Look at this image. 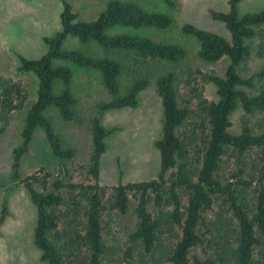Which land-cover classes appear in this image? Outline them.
Returning <instances> with one entry per match:
<instances>
[{
  "label": "trees",
  "instance_id": "16d2710c",
  "mask_svg": "<svg viewBox=\"0 0 264 264\" xmlns=\"http://www.w3.org/2000/svg\"><path fill=\"white\" fill-rule=\"evenodd\" d=\"M60 1L63 7L61 29L43 38L47 51L39 58L19 55V70L34 74L38 87L37 97L25 118L22 143L15 149L12 181L21 179L20 162L39 128L45 133L56 158L69 160L77 156L75 147L64 146L62 136L47 114L49 109L56 108L65 121L78 117L73 70L69 65L55 64L56 60L100 73L110 96L98 105L102 113L109 109L137 107L140 92L150 83L141 73L122 91L121 76L126 65L123 60L112 57V53H125L141 68L150 60L176 63L187 56L186 48L178 43L136 33L142 28H169L173 17L168 13L145 9L136 0H109L96 17L83 19L69 0ZM164 1L171 9L177 7V0ZM241 1L228 0L229 12L209 10L213 19L226 24L230 38L191 23L182 27L184 33L198 40L201 59L208 62L229 60L223 75L211 73L208 76L217 87L219 99L201 100L202 124L207 121L208 126L200 149L195 145V129L189 135L181 132L191 109L179 102L177 78L169 71L156 81L163 106V133L155 143L161 154V169L156 179L119 182L112 186V197L107 204L104 200L107 186L99 180L101 158L106 152V138L117 128L106 127L100 115L91 119L92 153L88 170L95 180L93 183L65 181L69 170L63 163L58 168L62 178L53 181V189L47 188L53 173L46 167L22 178L37 207L34 240L44 260L50 264H103L110 254L103 236V212L111 208L126 213L134 195L138 221L130 234L127 258L138 249L153 253L163 245L164 234L169 231L175 235L166 255L171 264H264V166L251 179L245 177V167L232 174L237 182L223 183L218 177L222 158L228 150H237L243 156L253 147L264 148V131L255 132L251 124L256 113L264 112V85L256 94L244 89L245 86L254 88L257 78L264 80V67L247 78L240 73L241 64L252 52L248 40L264 26V9L241 15ZM112 30L117 31L112 33ZM68 37L85 44L95 42L107 55L95 57L81 49L65 48ZM58 83L62 86L59 91L56 90ZM26 100L27 93L20 82L3 81L0 122L7 123L10 114L21 109ZM238 107L244 111L240 131L232 132L231 116ZM5 127L0 126V135ZM37 184H42L44 190L38 189ZM220 195L225 196L230 215L222 214L208 221L207 212ZM151 203L156 207V214L149 209ZM6 213L4 205L0 222L4 221ZM203 227L206 230L203 231ZM205 243L211 250L209 255L192 254L197 246Z\"/></svg>",
  "mask_w": 264,
  "mask_h": 264
},
{
  "label": "rangeland",
  "instance_id": "374dc122",
  "mask_svg": "<svg viewBox=\"0 0 264 264\" xmlns=\"http://www.w3.org/2000/svg\"><path fill=\"white\" fill-rule=\"evenodd\" d=\"M75 11L83 19H92L105 7L109 0H69ZM145 9L160 11L173 17V24L167 29L136 30L153 37L155 40L174 42L184 46L187 56L180 62L150 60L145 67L133 64V60L125 53H112V57L124 61L125 69L121 76L122 91L138 75H145L150 83L140 92L137 107L109 109L100 112L98 105L109 99L100 73L80 68L68 61L56 60L55 64L69 65L73 70V92L77 99L78 117L74 121H65L56 108L48 110L56 131L62 136L65 147H75L77 156L69 160L56 158L49 147L45 133L37 129L28 152L20 162L21 179L12 181L15 149L22 143V129L31 104L37 97V79L30 72L19 70V55L28 58H39L48 49L43 38L51 37L61 29L62 3L60 0H0V86L3 81L20 82L27 100L25 105L13 111L0 135V218L3 207L7 213L0 222V264H50L42 258V250L34 240L37 224V207L32 202L30 193L22 178L46 167L53 173L48 179L47 188H52L53 181L62 175L58 168L63 163L69 170L65 181L76 183H93L89 174L90 155L92 153L91 119L100 115L102 123L108 128L117 129L106 138V152L101 158L100 183L107 186L104 200L112 197V186L119 182L128 183L156 179L161 169V154L156 148V141L162 137L163 106L158 93L157 78L169 71L176 75V88L181 104L190 106L191 115L181 127V132L191 134L196 131V148L203 145V137L207 133L208 122L202 124L201 100L219 99L216 85L208 80L211 73L223 75L229 64L228 58L217 62H208L198 54V40L183 32V25L191 23L199 28L216 32L230 38L226 24L213 19L209 10L229 12L228 0H177V7L171 9L164 0H136ZM264 9V0H242L239 4L240 14L258 12ZM117 30H112L114 33ZM252 52L241 64L240 73L247 78L264 67V26L257 29V35L248 40ZM68 49H81L95 57L107 55L97 43L85 44L76 38L68 37L64 44ZM264 85V80L256 79L254 88L244 87L249 93L256 94ZM58 83L56 90L61 89ZM244 111L238 107L231 116V131L239 132L241 116ZM255 132L264 131V112L256 113L251 120ZM193 151L195 153L197 151ZM196 158V157H195ZM198 163V161H197ZM264 166V148L253 147L240 156L237 150H228L223 156L218 177L223 183L237 182L232 174L240 167H245V177L257 176L258 169ZM171 171L168 173V175ZM256 179V177H255ZM44 190L42 184L36 185ZM252 192V190H251ZM66 195V194H65ZM137 198L132 195L129 210L121 213L107 208L103 212V236L110 247L109 259L103 264H171L167 258L168 248L175 235L166 232L163 245L153 253H145L138 249L131 258H127L126 250L130 234L135 229L138 217L136 214ZM149 209L156 214L153 203ZM224 214L229 216L228 203L223 195L215 198L213 207L207 212V220H213ZM206 230L203 227V231ZM180 231V228H177ZM209 236V234H208ZM211 253L207 244L197 246L192 254L205 257Z\"/></svg>",
  "mask_w": 264,
  "mask_h": 264
}]
</instances>
